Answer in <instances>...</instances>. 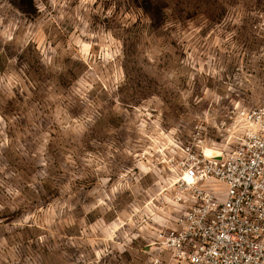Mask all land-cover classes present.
I'll return each instance as SVG.
<instances>
[{
  "label": "rangeland",
  "instance_id": "obj_1",
  "mask_svg": "<svg viewBox=\"0 0 264 264\" xmlns=\"http://www.w3.org/2000/svg\"><path fill=\"white\" fill-rule=\"evenodd\" d=\"M262 100L264 0H0V264H152L169 158Z\"/></svg>",
  "mask_w": 264,
  "mask_h": 264
},
{
  "label": "built area",
  "instance_id": "obj_2",
  "mask_svg": "<svg viewBox=\"0 0 264 264\" xmlns=\"http://www.w3.org/2000/svg\"><path fill=\"white\" fill-rule=\"evenodd\" d=\"M227 118L217 155L197 139L169 158L171 224L152 264H264V100Z\"/></svg>",
  "mask_w": 264,
  "mask_h": 264
},
{
  "label": "bare ground",
  "instance_id": "obj_3",
  "mask_svg": "<svg viewBox=\"0 0 264 264\" xmlns=\"http://www.w3.org/2000/svg\"><path fill=\"white\" fill-rule=\"evenodd\" d=\"M204 153L206 155H217L219 152L207 147L204 148Z\"/></svg>",
  "mask_w": 264,
  "mask_h": 264
}]
</instances>
